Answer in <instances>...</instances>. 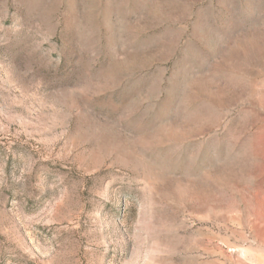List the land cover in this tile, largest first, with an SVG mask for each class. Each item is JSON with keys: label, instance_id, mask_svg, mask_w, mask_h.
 Wrapping results in <instances>:
<instances>
[{"label": "rangeland", "instance_id": "rangeland-1", "mask_svg": "<svg viewBox=\"0 0 264 264\" xmlns=\"http://www.w3.org/2000/svg\"><path fill=\"white\" fill-rule=\"evenodd\" d=\"M0 264H264V0H0Z\"/></svg>", "mask_w": 264, "mask_h": 264}]
</instances>
